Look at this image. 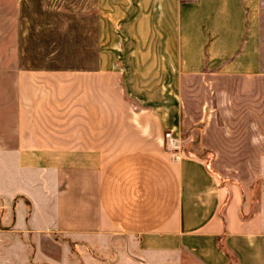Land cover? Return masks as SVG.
<instances>
[{
  "label": "crops",
  "instance_id": "1",
  "mask_svg": "<svg viewBox=\"0 0 264 264\" xmlns=\"http://www.w3.org/2000/svg\"><path fill=\"white\" fill-rule=\"evenodd\" d=\"M261 35V0H15L0 264L119 234L145 264H264Z\"/></svg>",
  "mask_w": 264,
  "mask_h": 264
},
{
  "label": "rangeland",
  "instance_id": "2",
  "mask_svg": "<svg viewBox=\"0 0 264 264\" xmlns=\"http://www.w3.org/2000/svg\"><path fill=\"white\" fill-rule=\"evenodd\" d=\"M261 58L264 67V0H261ZM15 0H0V188L2 163L12 161L16 126ZM128 235H110L99 242H75L65 255L54 253L57 264H145L131 254ZM44 257V256H43ZM49 264V263H41Z\"/></svg>",
  "mask_w": 264,
  "mask_h": 264
},
{
  "label": "built area",
  "instance_id": "3",
  "mask_svg": "<svg viewBox=\"0 0 264 264\" xmlns=\"http://www.w3.org/2000/svg\"><path fill=\"white\" fill-rule=\"evenodd\" d=\"M165 142L167 149L177 152L181 147V138L178 135H174L171 130H166L164 132ZM178 157V154L175 155Z\"/></svg>",
  "mask_w": 264,
  "mask_h": 264
},
{
  "label": "trees",
  "instance_id": "4",
  "mask_svg": "<svg viewBox=\"0 0 264 264\" xmlns=\"http://www.w3.org/2000/svg\"><path fill=\"white\" fill-rule=\"evenodd\" d=\"M220 217H221L222 222L224 223L225 216H224L223 211L220 212ZM219 244L222 247V249L225 251V253L227 254V256L229 258L233 259L234 261H236L235 255L229 250V248L222 241H220Z\"/></svg>",
  "mask_w": 264,
  "mask_h": 264
}]
</instances>
